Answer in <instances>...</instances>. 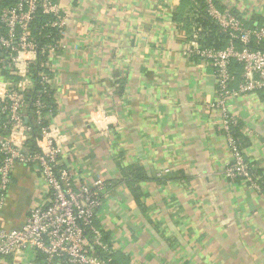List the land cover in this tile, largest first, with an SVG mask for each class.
I'll return each mask as SVG.
<instances>
[{
	"label": "crops",
	"instance_id": "obj_1",
	"mask_svg": "<svg viewBox=\"0 0 264 264\" xmlns=\"http://www.w3.org/2000/svg\"><path fill=\"white\" fill-rule=\"evenodd\" d=\"M54 1L67 14L50 63L61 167L77 186L97 176L108 185L96 224L113 264H264V90L229 101L255 188L224 176L232 158L210 110L215 76L186 54L180 0ZM216 1L264 26V0ZM133 165L146 181L126 177ZM47 196L38 169L17 166L0 229L20 228Z\"/></svg>",
	"mask_w": 264,
	"mask_h": 264
},
{
	"label": "built area",
	"instance_id": "obj_2",
	"mask_svg": "<svg viewBox=\"0 0 264 264\" xmlns=\"http://www.w3.org/2000/svg\"><path fill=\"white\" fill-rule=\"evenodd\" d=\"M204 7L206 16L228 35V44L220 50L203 47L198 29L186 54L213 69L217 94L210 110L220 115L232 158L225 178L258 188L236 137L239 121L229 101L264 90V26H247L216 0H204ZM40 11L52 18L45 28H55L62 39L67 14L54 0H16L0 17V215L17 166L36 167L48 188L47 199L28 210L20 228L0 229V264L8 259L13 264H112L114 251L96 224L108 185L97 176L77 186L71 171L61 167L64 142L46 101L52 98L50 63L60 41L42 44L39 40L50 35L33 34L32 22ZM235 64L239 71L233 69ZM102 134L107 136L104 130Z\"/></svg>",
	"mask_w": 264,
	"mask_h": 264
},
{
	"label": "trees",
	"instance_id": "obj_3",
	"mask_svg": "<svg viewBox=\"0 0 264 264\" xmlns=\"http://www.w3.org/2000/svg\"><path fill=\"white\" fill-rule=\"evenodd\" d=\"M15 2L16 0H0V17L2 10L7 7L14 6ZM182 18L183 22L185 21V29H187L188 33H195L198 29L202 30L198 33V42L201 46L212 47L217 50L224 49L227 46L228 35L206 16L204 0H180L177 12L174 14V19L175 21L180 22V19ZM51 20L52 18L50 16H45L40 11L37 13V17L32 22L31 27L35 36H37L40 31L42 32V36L50 35V39L43 38L39 40L42 44L54 41L56 43L61 39L58 30L50 27L45 28V25L51 22ZM247 26L249 25L247 24ZM51 38L53 41H51ZM233 69L238 70L240 67L235 64ZM36 89H38V87ZM46 101H48L51 105L54 114L56 108L53 98ZM235 132H238V128L235 129ZM35 148L36 147H34V145L31 146V150H34ZM124 173L127 178L129 177L131 181L136 184H140L141 182L147 180L143 168L139 165L129 166ZM136 192V196L139 198L140 195L138 194V189H136Z\"/></svg>",
	"mask_w": 264,
	"mask_h": 264
}]
</instances>
